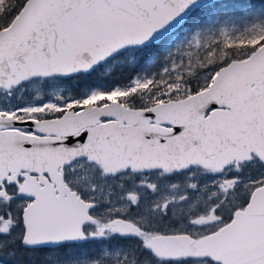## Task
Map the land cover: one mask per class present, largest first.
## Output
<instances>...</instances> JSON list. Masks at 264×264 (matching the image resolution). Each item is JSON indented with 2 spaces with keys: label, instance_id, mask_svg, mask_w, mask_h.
<instances>
[{
  "label": "snow or ice",
  "instance_id": "snow-or-ice-1",
  "mask_svg": "<svg viewBox=\"0 0 264 264\" xmlns=\"http://www.w3.org/2000/svg\"><path fill=\"white\" fill-rule=\"evenodd\" d=\"M0 264H264V0H0Z\"/></svg>",
  "mask_w": 264,
  "mask_h": 264
},
{
  "label": "trees",
  "instance_id": "trees-1",
  "mask_svg": "<svg viewBox=\"0 0 264 264\" xmlns=\"http://www.w3.org/2000/svg\"><path fill=\"white\" fill-rule=\"evenodd\" d=\"M233 3H256L259 0H244V1H232Z\"/></svg>",
  "mask_w": 264,
  "mask_h": 264
},
{
  "label": "bare ground",
  "instance_id": "bare-ground-1",
  "mask_svg": "<svg viewBox=\"0 0 264 264\" xmlns=\"http://www.w3.org/2000/svg\"><path fill=\"white\" fill-rule=\"evenodd\" d=\"M234 1H244V0H234Z\"/></svg>",
  "mask_w": 264,
  "mask_h": 264
},
{
  "label": "water",
  "instance_id": "water-1",
  "mask_svg": "<svg viewBox=\"0 0 264 264\" xmlns=\"http://www.w3.org/2000/svg\"><path fill=\"white\" fill-rule=\"evenodd\" d=\"M228 1H230V0H228Z\"/></svg>",
  "mask_w": 264,
  "mask_h": 264
}]
</instances>
